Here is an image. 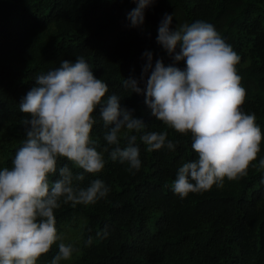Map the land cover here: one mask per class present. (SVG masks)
Returning <instances> with one entry per match:
<instances>
[{"label": "trees", "instance_id": "obj_1", "mask_svg": "<svg viewBox=\"0 0 264 264\" xmlns=\"http://www.w3.org/2000/svg\"><path fill=\"white\" fill-rule=\"evenodd\" d=\"M136 7L133 0H0V169L11 167L26 138L19 104L37 86V74L81 55L108 84L109 94L120 95L122 107L144 122L146 132L165 130L146 95L131 94L124 80L141 79L146 52L153 65L162 59L165 66L186 70L185 61L176 62L157 43L165 14L173 16V30L209 22L241 57L237 71L247 93L242 110L255 113L262 133L254 166L243 178L181 199L171 184L182 163L196 159L191 134L169 129L174 151L148 152L138 139L139 171L105 153L101 174L84 173L85 180L74 183L86 187L102 179L108 196L94 205L62 204L55 211L64 242L80 250L61 264H264V169L258 167L264 158V0H155L144 10V24L133 27L128 16ZM95 115L91 137L102 151L107 129L99 109ZM59 163H68L74 174L83 172L66 160ZM57 179L58 171L50 176ZM105 228L107 236H98ZM58 243L37 264H51Z\"/></svg>", "mask_w": 264, "mask_h": 264}, {"label": "clouds", "instance_id": "obj_2", "mask_svg": "<svg viewBox=\"0 0 264 264\" xmlns=\"http://www.w3.org/2000/svg\"><path fill=\"white\" fill-rule=\"evenodd\" d=\"M133 2L137 7L128 18L139 27L144 10L155 0ZM172 22L173 16L165 14L157 43L176 62L185 61L186 70L165 66L162 59L153 65L152 53L146 52L141 79L124 80L131 94L146 95L145 103L165 130L146 132L144 122L122 107L120 95L109 94L108 84L96 78L82 55L37 74V86L19 104L26 138L11 167L0 169V264H37L58 242L51 264L78 254L80 250L58 232L55 211L62 204L94 205L108 196L110 189L102 179L86 187L74 183L83 182L84 173L101 174L105 153L111 161L127 163L129 171H139L138 139L148 152L165 147L174 151L168 130L191 134L196 159L182 163L171 184L181 199L248 175L261 152L262 133L255 113L242 110L247 93L237 71L241 57L213 24L197 20L173 30ZM97 109L107 129L102 151L91 137ZM62 159L83 172L74 174L68 163L60 165ZM258 167L264 169V158ZM57 171L59 179L52 182L50 176ZM107 234V228L97 233ZM87 243H92L91 236Z\"/></svg>", "mask_w": 264, "mask_h": 264}]
</instances>
